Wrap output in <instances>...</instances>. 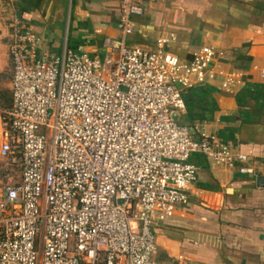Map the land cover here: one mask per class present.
<instances>
[{
	"label": "built area",
	"instance_id": "1",
	"mask_svg": "<svg viewBox=\"0 0 264 264\" xmlns=\"http://www.w3.org/2000/svg\"><path fill=\"white\" fill-rule=\"evenodd\" d=\"M144 14L139 0H121L124 38L104 59L52 54L28 22L10 19L0 264H158V230L189 204L199 179L192 157L223 168L247 161L217 135L196 138L182 124L185 92L218 84L236 95L244 76L218 70L210 46L190 60L168 53L175 35L155 50L128 45Z\"/></svg>",
	"mask_w": 264,
	"mask_h": 264
},
{
	"label": "crops",
	"instance_id": "2",
	"mask_svg": "<svg viewBox=\"0 0 264 264\" xmlns=\"http://www.w3.org/2000/svg\"><path fill=\"white\" fill-rule=\"evenodd\" d=\"M139 2L145 14L134 18L128 45L155 50L159 38L175 35L168 53L190 60L202 47H213L218 70L242 74L245 81L236 95L208 84L217 110L212 121L195 124L193 135H217L247 161L223 168L203 160L189 204L158 230L156 260L264 264V183L258 182L264 179V0ZM12 7L52 54L68 49L104 59L124 38L121 0H14ZM110 56L118 58L116 52ZM243 168L254 173L243 174Z\"/></svg>",
	"mask_w": 264,
	"mask_h": 264
},
{
	"label": "rangeland",
	"instance_id": "3",
	"mask_svg": "<svg viewBox=\"0 0 264 264\" xmlns=\"http://www.w3.org/2000/svg\"><path fill=\"white\" fill-rule=\"evenodd\" d=\"M14 0H0V138L2 131L1 122L5 118L7 112L12 105V66L9 60L8 50L10 40L7 35V30L10 25V19L14 15L12 4ZM3 160L0 158V187L3 185L4 177L2 174ZM40 248L37 246L38 253ZM39 264V263H38Z\"/></svg>",
	"mask_w": 264,
	"mask_h": 264
},
{
	"label": "trees",
	"instance_id": "4",
	"mask_svg": "<svg viewBox=\"0 0 264 264\" xmlns=\"http://www.w3.org/2000/svg\"><path fill=\"white\" fill-rule=\"evenodd\" d=\"M212 91L213 88L205 84L198 85L185 92L187 114L183 117L182 124L187 126L192 133L195 132V124L197 122L203 123L213 120V115L217 110V106L212 98ZM203 160L204 158L202 156H194L191 159L192 163L199 167L203 165Z\"/></svg>",
	"mask_w": 264,
	"mask_h": 264
},
{
	"label": "water",
	"instance_id": "5",
	"mask_svg": "<svg viewBox=\"0 0 264 264\" xmlns=\"http://www.w3.org/2000/svg\"><path fill=\"white\" fill-rule=\"evenodd\" d=\"M179 115L178 114H174V116H173V118L176 120V121H178L179 120ZM258 182L260 183V184H262V183H264V179L263 178H260L259 180H258ZM264 185V184H263Z\"/></svg>",
	"mask_w": 264,
	"mask_h": 264
}]
</instances>
